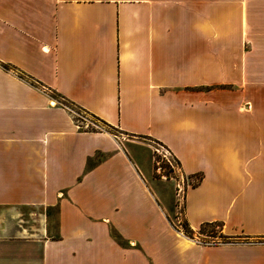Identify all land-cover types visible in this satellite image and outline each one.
<instances>
[{"label": "crops", "instance_id": "obj_1", "mask_svg": "<svg viewBox=\"0 0 264 264\" xmlns=\"http://www.w3.org/2000/svg\"><path fill=\"white\" fill-rule=\"evenodd\" d=\"M59 100L162 145L229 241ZM0 264H264V0H0Z\"/></svg>", "mask_w": 264, "mask_h": 264}, {"label": "rangeland", "instance_id": "obj_2", "mask_svg": "<svg viewBox=\"0 0 264 264\" xmlns=\"http://www.w3.org/2000/svg\"><path fill=\"white\" fill-rule=\"evenodd\" d=\"M59 102L69 109L71 116L80 129L86 132L105 133L117 145V148L126 151L135 159H140L150 167L151 179L158 186L162 195L168 200L167 210L172 223L178 226L184 233L187 227L184 215V193L180 185H195L196 181L189 179L181 173L178 162L171 154L159 143L149 140L134 138L120 132L118 129L110 127L95 117L87 114L70 102L59 100ZM107 158L105 154H99L96 161L102 162ZM202 237H194L206 240L209 243H226L228 240L223 238L224 233L219 225L205 227Z\"/></svg>", "mask_w": 264, "mask_h": 264}, {"label": "trees", "instance_id": "obj_3", "mask_svg": "<svg viewBox=\"0 0 264 264\" xmlns=\"http://www.w3.org/2000/svg\"><path fill=\"white\" fill-rule=\"evenodd\" d=\"M95 164H96V163H95L94 161H90L89 164H88V166H89V167H92V166L95 165ZM197 185H198V183L195 184V185H193V186L196 187ZM212 225H219V226L223 227L222 224H219V223L205 224V225L202 226V228H201L199 234H200V235H203V234H204V232H203L204 228H205V227H208V226H212ZM184 234H185L188 238H191V239H194V237H195V233L189 228L188 224H187V227L184 228ZM223 238H226V240L229 241V238H228V237L223 236Z\"/></svg>", "mask_w": 264, "mask_h": 264}]
</instances>
